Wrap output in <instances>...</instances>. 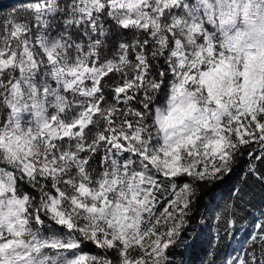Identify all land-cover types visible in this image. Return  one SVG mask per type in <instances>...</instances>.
I'll use <instances>...</instances> for the list:
<instances>
[{"label": "snow or ice", "instance_id": "snow-or-ice-1", "mask_svg": "<svg viewBox=\"0 0 264 264\" xmlns=\"http://www.w3.org/2000/svg\"><path fill=\"white\" fill-rule=\"evenodd\" d=\"M250 181L264 0L0 3V264H264Z\"/></svg>", "mask_w": 264, "mask_h": 264}, {"label": "trees", "instance_id": "trees-1", "mask_svg": "<svg viewBox=\"0 0 264 264\" xmlns=\"http://www.w3.org/2000/svg\"><path fill=\"white\" fill-rule=\"evenodd\" d=\"M14 0H0V3H3L5 6L13 3ZM246 159V158H245ZM245 192L247 194V200H248V207L251 209L252 205L255 204L257 207H259L262 203H264V188H262L258 183L249 182L248 185H245ZM208 204V198L205 197L201 201V210L202 206ZM197 219H199V213L197 214ZM198 230V229H197ZM209 237L205 234L204 235V241L205 244L196 248L195 250L191 252H185L183 248L178 249V251L183 252V259L187 262V264H198V262L204 258V247H206L207 240ZM236 239H240V235L238 234ZM231 243V242H229ZM226 250L230 249H221V255L224 254ZM181 257L178 255L174 257V260H180Z\"/></svg>", "mask_w": 264, "mask_h": 264}]
</instances>
